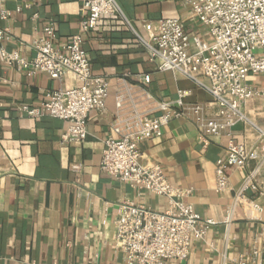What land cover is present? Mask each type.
I'll return each mask as SVG.
<instances>
[{
	"label": "crops",
	"instance_id": "crops-1",
	"mask_svg": "<svg viewBox=\"0 0 264 264\" xmlns=\"http://www.w3.org/2000/svg\"><path fill=\"white\" fill-rule=\"evenodd\" d=\"M117 2L135 34L109 19L84 37L92 72L109 83L105 109L90 116L84 143H63L68 123L49 116L32 119L22 110L43 102L48 91L76 87L74 76L59 82L47 73L29 75L0 57V264H127L115 242L119 204L132 200L159 212L166 208L164 199L101 170L105 141L121 138L119 121L136 113L160 116V103L174 102L180 92L189 93L186 103H212L181 74L158 72L137 35L149 39L162 21L179 19L191 38L211 39L185 0ZM82 3L5 0L12 17L0 20V28L9 27L11 39L2 46L32 60L43 27L53 24L56 46L63 47L80 31ZM145 75L151 76L149 84L142 82ZM248 82L262 89L264 75ZM245 113L252 123L236 124L232 136L247 149L257 148L260 157L242 170L226 168L224 189L216 168L227 154L228 136L205 142L190 121L180 119L165 127L160 139L140 145L145 162L159 165L174 188L191 190L184 201L216 223L205 242H194L186 264H237L253 247L264 246V196L251 188L243 192L249 173L264 160V99L250 100Z\"/></svg>",
	"mask_w": 264,
	"mask_h": 264
},
{
	"label": "built area",
	"instance_id": "built-area-1",
	"mask_svg": "<svg viewBox=\"0 0 264 264\" xmlns=\"http://www.w3.org/2000/svg\"><path fill=\"white\" fill-rule=\"evenodd\" d=\"M196 19L211 39L191 38L179 19L160 23L157 34L149 39L138 36L158 72L179 73L202 88L212 99L204 104L185 102L188 92H180L174 102L160 103L158 117L134 114L119 121L121 138L105 141L101 170L112 179L143 190L165 200V210L126 201L119 204L115 220V242L127 264H186L194 242L206 241L216 224L203 218L193 205L184 201L191 190L174 188L161 167L145 162L140 145L160 139L164 128L175 120L190 121L203 141L226 135L231 140L226 156L217 162L220 189L226 188V168L244 169L249 161L258 160L257 148L237 144L231 129L238 123H252L245 109L253 99H264V88L249 84L251 76L264 75V0H185ZM84 17L80 31L71 41L57 48V32L53 24L43 27L32 60L2 45L10 41L9 27L0 28V57L18 71L29 75L47 73L62 81L72 74L78 82L71 89L48 91L35 107H22L32 119L49 116L68 123L63 143H84L90 116L104 111L109 97L106 77L92 72L84 49L85 36L100 29L104 20H117L135 34L132 21L124 15L117 0H83ZM12 11L0 0V20L7 22ZM195 51H192V46ZM145 75L143 84H149ZM214 109V112H213ZM264 137V133L261 132ZM264 152V149H263ZM264 160L249 173L243 192L253 189L264 196ZM242 192V193H243ZM254 208L259 206L254 204ZM250 256H242L237 264H264V246L253 247Z\"/></svg>",
	"mask_w": 264,
	"mask_h": 264
}]
</instances>
